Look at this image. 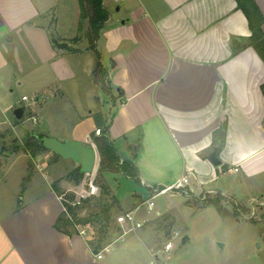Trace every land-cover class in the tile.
I'll list each match as a JSON object with an SVG mask.
<instances>
[{
	"label": "crops",
	"instance_id": "1",
	"mask_svg": "<svg viewBox=\"0 0 264 264\" xmlns=\"http://www.w3.org/2000/svg\"><path fill=\"white\" fill-rule=\"evenodd\" d=\"M254 1L264 17V0ZM103 6L109 19L96 49L109 70L115 100L109 134L121 161L138 168L139 182L123 173H107L105 179L124 177L146 193L143 197L134 190L127 206L108 182L120 202L116 212L134 209L154 188L185 174L191 175L197 194L238 195L253 180L262 187L264 60L253 47H245L251 30L237 1L103 0ZM86 28L80 29L78 0H0V99L6 90L13 91L12 84L43 78L45 82L31 94L53 99L45 101L43 134L94 147L92 139L62 138L60 125L53 122L60 114L53 107L55 99L63 95L59 81L76 78L70 67L88 75L95 87L90 93L93 102L98 104L103 93L93 80L98 58L89 48ZM56 42L66 46L59 48ZM236 49L240 51L234 54ZM65 54L88 57L73 65L64 60ZM20 107L24 116L28 110L22 101L3 108L13 110L14 120L3 128L5 120L0 117V131L18 126L21 119L15 110ZM97 112L101 111L90 104L81 116L91 120L92 134ZM224 123V139L216 141L214 135ZM7 160L0 169L22 171L16 175L9 203L3 204L6 192L0 187V264H209L204 256L184 254L191 237L185 224L179 227L185 233L176 230L174 212H192L188 198L167 194L162 210L157 203L152 210L143 206L139 217L148 220L144 228L122 232L94 253L86 235H68L56 228L64 206L52 188V176L43 177L37 169L30 173L27 154ZM6 174H0V184ZM39 176L44 178L42 189L36 187ZM230 177L237 178L235 186L224 181ZM177 197L183 199L176 201ZM116 226L121 227L117 222ZM175 231L183 234L181 242L165 251L159 245L178 234Z\"/></svg>",
	"mask_w": 264,
	"mask_h": 264
},
{
	"label": "rangeland",
	"instance_id": "2",
	"mask_svg": "<svg viewBox=\"0 0 264 264\" xmlns=\"http://www.w3.org/2000/svg\"><path fill=\"white\" fill-rule=\"evenodd\" d=\"M79 57L65 54L64 60L68 63L69 61L74 62L73 65H79L87 59L88 54ZM90 57L97 62L93 54ZM69 70L75 72L76 75L74 76L76 78L59 81L63 95L58 94L57 99H55V105L53 107L54 109H58L60 114L57 119H53V122L55 125H60L61 133L59 136L62 138L72 136L83 142H88L87 140L92 139L93 146V136L91 133L93 131V124L90 119L81 120V116L86 113L88 106L92 104L110 119L114 112V94L100 92L101 97L99 98V103L93 102L90 93L95 90V87L90 84L88 75L77 71L75 67H70ZM30 81L33 82H24L20 86L12 84L10 88L13 91L11 92L8 89L1 95L0 117L2 120H5V125L2 126L3 128L5 126L7 127L9 120H14L13 110L9 109L7 112H4L2 111L3 108L12 102L15 104L21 101L24 95L29 96L33 94L36 88L43 84L42 82H45L43 78L40 79L38 77L30 79ZM47 99L49 102L53 100L48 97ZM48 100L44 98L38 110L36 108L35 112L28 111L22 117L21 121L16 120L18 126L15 128L9 126L10 130L5 129L0 131V164L3 165L6 163L9 156L27 154L28 170L30 173L34 172V169H37L36 173H39L43 177H46L44 175L50 174L52 176V182H56L57 187L62 191L60 199H65L73 206L76 215L84 219L100 210L101 201L110 199L109 195H106L100 187L94 185V179L97 176L98 161L94 172L86 174L82 182L77 184L68 179L67 174L70 170L77 167L78 164L71 160H63L46 149L42 150L36 156L23 150V146L27 140L34 142V136H42L44 133L41 130L43 123L41 121V115L44 112L45 101L47 102ZM35 114L37 118L33 120L32 117ZM15 144L21 146V150L14 152ZM9 171L4 168L0 169L1 175L9 173L8 175L6 174V180H3L0 184V187L4 188L6 192L2 201L3 204H5L4 201L9 203L7 201H10L11 193L16 189V175L22 169L16 167ZM40 178L41 176L38 178V185L36 187L42 189L45 187V184L40 181L42 179ZM43 179L42 181H44ZM224 181L229 183V187L235 186L236 183L234 181H237V178L230 177L229 179H224ZM108 182L118 197L127 206L130 204L131 195L134 190L139 191L141 194L143 193V197L146 196V193L137 186L136 182L127 180L124 177L109 176ZM26 185L28 186V184ZM242 192L238 195H231L229 193L221 194L220 191L201 194L194 192L189 196L184 192L175 194L176 196L188 198L192 205V212L189 211V215L174 212V220L177 224L176 226H178L176 230L185 233L181 230L182 228H179L185 224L191 237V241L187 244L184 254L187 253L189 257L204 256L208 259L209 264H264V183L260 187V185H256V180H253L250 186L246 185L243 188ZM153 195L154 192L152 191L149 194V198ZM207 195L210 199H219L220 211L212 205L202 208V201L200 199ZM194 197H197L198 200ZM182 199V197H177L175 200L179 201ZM154 201L157 203V209L162 210L165 206L166 195L159 196ZM179 206L182 208L181 204ZM120 214V212H116V216ZM78 229L80 232H84L83 234L86 235L88 240H91L93 234L97 236L89 226H78ZM178 231H175V233H178V237L175 236L176 234H174L176 238L169 236L170 238L163 239L159 246L164 248L168 241L173 240L178 247L182 239L181 236L183 235ZM115 235L114 228L111 231V236Z\"/></svg>",
	"mask_w": 264,
	"mask_h": 264
},
{
	"label": "trees",
	"instance_id": "3",
	"mask_svg": "<svg viewBox=\"0 0 264 264\" xmlns=\"http://www.w3.org/2000/svg\"><path fill=\"white\" fill-rule=\"evenodd\" d=\"M236 1L238 8L246 15L251 30L249 44L245 47H253L264 60V17L254 0ZM78 2L80 6V29L86 25V39L89 43V48L96 53L98 58L96 68L93 72L94 83L103 93H111L112 84L109 79V70L100 62V53L96 49L101 31L109 19L108 11L103 6V0H78ZM239 51L240 49L234 50V54ZM93 119L96 129L100 130L99 135H97L96 132L92 134L98 161L96 170L97 176L94 179V185L100 187L106 195H109L110 199L101 201L100 210L84 219L79 218L76 215L73 206L63 199L62 204L64 206V212L58 218L56 228L68 235H72L73 233L80 232L78 226H89L97 236L93 234L91 240H87V242L92 251L98 253L110 245L114 238L120 236L123 232L121 227L115 225L116 211L120 207V202L117 197L113 196L111 187L105 179V174L123 173L125 176L139 182V170L133 162L121 161L117 148L109 134L111 118L108 119L102 112H97L93 115ZM225 131L226 123H224L215 133L214 137L216 138V141L218 138H220V140L224 139ZM42 136H34V142L27 140L23 146V150L30 152L33 156H36L42 150H45L46 148H44L40 140ZM19 150H21V146L15 144L13 151L17 152ZM85 176L86 174L81 171L79 165L70 170L67 174V178L77 184L82 182ZM52 188L61 198L62 191L57 187L56 182L53 183ZM194 198L198 200L197 197ZM200 200L202 201V208L212 205L215 206L218 211L221 209L219 199H210L207 195ZM114 228L116 235L111 236V231L114 230Z\"/></svg>",
	"mask_w": 264,
	"mask_h": 264
},
{
	"label": "built area",
	"instance_id": "4",
	"mask_svg": "<svg viewBox=\"0 0 264 264\" xmlns=\"http://www.w3.org/2000/svg\"><path fill=\"white\" fill-rule=\"evenodd\" d=\"M1 83L2 80L0 78V84ZM44 98V95L39 94L31 96L25 95L21 98V101L24 103L25 109L31 112H35L36 108L40 106V103L43 101ZM36 118V114L33 115L32 119L36 120ZM96 134L99 135L100 130H96ZM235 171H237V169H235ZM153 192L154 195L148 198L145 202L140 203L134 209L117 216L116 222L121 226L124 234L136 232L137 230H140L145 227V225L148 223V220L145 218H140L139 212L143 206H146L150 210L154 209L156 205L154 201L155 198L167 194H179L184 192L189 196L191 193H194V190L191 188V175L185 174L180 179L176 180L170 185L154 188ZM80 233L83 234L84 232ZM175 236L178 237V234H176ZM173 247V240H170L165 244L164 250L170 251ZM156 260L157 259H154V263L156 262Z\"/></svg>",
	"mask_w": 264,
	"mask_h": 264
},
{
	"label": "water",
	"instance_id": "5",
	"mask_svg": "<svg viewBox=\"0 0 264 264\" xmlns=\"http://www.w3.org/2000/svg\"><path fill=\"white\" fill-rule=\"evenodd\" d=\"M59 48H64L66 44L56 42ZM23 109L17 108L15 110V117L22 119ZM42 145L47 150L53 152L55 155L60 156L64 160H71L81 167V171L85 174H90L94 171L97 163V151L94 147L86 146L77 141H62L53 136L44 135L40 138ZM219 164V161H215ZM188 238H184L182 243H186Z\"/></svg>",
	"mask_w": 264,
	"mask_h": 264
}]
</instances>
